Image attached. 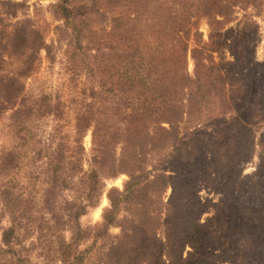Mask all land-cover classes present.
Returning a JSON list of instances; mask_svg holds the SVG:
<instances>
[{
  "label": "trees",
  "instance_id": "1",
  "mask_svg": "<svg viewBox=\"0 0 264 264\" xmlns=\"http://www.w3.org/2000/svg\"><path fill=\"white\" fill-rule=\"evenodd\" d=\"M52 1L0 0V264H264V62L225 28L261 0Z\"/></svg>",
  "mask_w": 264,
  "mask_h": 264
},
{
  "label": "rangeland",
  "instance_id": "2",
  "mask_svg": "<svg viewBox=\"0 0 264 264\" xmlns=\"http://www.w3.org/2000/svg\"><path fill=\"white\" fill-rule=\"evenodd\" d=\"M19 1V0H17ZM52 0H29L28 5H31L33 3L38 4L41 8L46 7L48 4L52 3ZM29 12H32V8H29ZM41 16L37 17V25L39 27H41L42 30L45 31V41L46 43H50V41L53 39V35L51 32V28L54 25V23L51 21V19L42 12V14L40 13ZM233 20L230 21L229 23L225 24V28L226 29H231V30H238L241 26V24L245 21V20H251L255 23L256 25V30H255V34L253 35H249V37L246 39L249 43L250 46L253 47V53H254V59L257 62H264V0H261V7L259 9V11L256 13V11L248 8L245 10H239V9H235V13L233 15ZM196 29L197 32L200 36V40L202 43H206L207 42V36L209 33V29H208V25L206 20L204 19H200L197 22L196 25ZM188 50L191 49L193 42L191 39H189L188 42ZM61 52L62 49H60L57 52V56L56 59L58 57L61 56ZM223 57L225 59H229V54L226 51H222L221 52ZM41 55H43V53H41ZM45 64L43 63L40 68H39V72H38V76H45L44 72L46 73V71H44ZM186 68L188 72H191L192 70V61L189 57V52L186 55ZM55 71H57V66L54 65V68L52 69V72L50 73L49 71L47 73H49L48 75L45 76V80L46 83L48 85H50L52 88H56L58 86L57 83V78L56 76L53 74ZM48 77H50L49 79H47ZM82 78H79V81H81ZM78 81V83H79ZM80 85H77V90H79ZM76 90V91H77ZM66 96L68 97V94H66ZM75 96H78V94H76ZM7 143V138L6 136L0 134V147L1 146H5ZM83 147L85 149V151L88 150L89 148V132L86 134V136L83 138L82 141ZM256 159L253 158L252 160V165L251 164H247L244 167V170L242 172V174H248L250 172L253 171V164L255 163ZM125 180V176H119L114 180H110L106 182V190L111 188V187H115L117 189H121V185L122 182ZM169 194V190H166L164 196L166 197ZM199 197L201 200H211L210 205H216L218 204V197L213 195V192L207 189H200L199 192ZM106 205V200H105V194L102 195L101 199H100V204L99 206L90 211L87 215H85L84 217L80 218L79 222L81 226H87V225H93L95 223H97L99 221L100 218V212L101 209ZM209 205V206H210ZM215 208L214 207H209L208 210L201 216L199 222L203 223L205 222L206 219H209L210 217L213 216V214L215 213ZM110 233L112 234H116L117 233V229H110ZM66 236V234H65ZM226 244V243H225ZM224 244V246H225ZM224 246H221L224 248ZM237 247H233L231 248L228 252L227 255L228 256H233V255H237V253L235 252ZM238 249V248H237ZM240 253H242V250H239V254L237 256V258L235 259H231V263L229 264H244V258L242 256H239ZM31 264H58L57 261L54 260V257H50L49 255H44L43 251L40 250H34L32 252L31 255ZM217 264H228V263H217Z\"/></svg>",
  "mask_w": 264,
  "mask_h": 264
}]
</instances>
